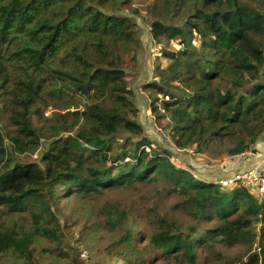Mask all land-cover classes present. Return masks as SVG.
<instances>
[{"label": "trees", "instance_id": "16d2710c", "mask_svg": "<svg viewBox=\"0 0 264 264\" xmlns=\"http://www.w3.org/2000/svg\"><path fill=\"white\" fill-rule=\"evenodd\" d=\"M136 3L169 59L141 85L155 122L178 149L244 153L264 134V0ZM133 4L0 0V264H264V194L144 135Z\"/></svg>", "mask_w": 264, "mask_h": 264}, {"label": "rangeland", "instance_id": "374dc122", "mask_svg": "<svg viewBox=\"0 0 264 264\" xmlns=\"http://www.w3.org/2000/svg\"><path fill=\"white\" fill-rule=\"evenodd\" d=\"M137 0H131V3H134L133 6L137 7L140 11L138 13H132L127 9H122L118 14L124 15L128 17L132 22L137 24V29L139 33V48L137 51V63L133 70H131V87L134 92V103L138 108V117L137 120L143 126L144 135H146L153 147L164 148L171 152L172 158L171 160L180 164L183 167H187V162H189V158L193 156L197 157L200 153H194L192 148L186 149H178L174 145L173 136L169 127H165L166 121L164 120L162 125H158L155 122L154 116L150 112V99L147 94L142 91L141 85L147 81L152 80H160V76L158 74L157 68H164L169 62V59L163 57L162 48L163 44L156 43L149 31V26L145 21L144 11H141V5L136 3ZM173 47L178 48L179 46L176 43L171 44ZM161 96V95H160ZM44 145L42 142L41 147ZM10 147V146H9ZM11 148V147H10ZM146 151L150 150V147L144 146ZM40 148L33 154H25L20 156H14L13 159L15 161H27L31 156L34 158L35 155H39ZM77 208V207H76ZM256 230L258 228V224L255 226ZM223 252H226L225 247L222 248ZM81 256H86L84 252H82ZM40 264H45L43 260L40 261Z\"/></svg>", "mask_w": 264, "mask_h": 264}, {"label": "crops", "instance_id": "0c3cea01", "mask_svg": "<svg viewBox=\"0 0 264 264\" xmlns=\"http://www.w3.org/2000/svg\"><path fill=\"white\" fill-rule=\"evenodd\" d=\"M262 151H264V134L240 155L223 157L219 160H212L207 155L190 157L189 160H191L187 162V167H189L187 169L198 179L216 182L220 178L230 177L234 173L249 169L254 165H261L264 169V162L257 155L258 152ZM177 165L181 166L180 164Z\"/></svg>", "mask_w": 264, "mask_h": 264}, {"label": "built area", "instance_id": "2783aa9c", "mask_svg": "<svg viewBox=\"0 0 264 264\" xmlns=\"http://www.w3.org/2000/svg\"><path fill=\"white\" fill-rule=\"evenodd\" d=\"M259 158L264 162V151L258 152ZM221 188L242 185L254 189L258 194H264V169L261 165H254L249 169L240 170L230 177L220 178L216 182Z\"/></svg>", "mask_w": 264, "mask_h": 264}]
</instances>
